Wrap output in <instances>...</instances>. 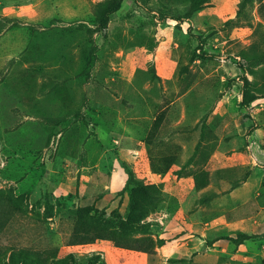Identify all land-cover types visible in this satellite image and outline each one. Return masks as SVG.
Instances as JSON below:
<instances>
[{
	"label": "rangeland",
	"instance_id": "rangeland-1",
	"mask_svg": "<svg viewBox=\"0 0 264 264\" xmlns=\"http://www.w3.org/2000/svg\"><path fill=\"white\" fill-rule=\"evenodd\" d=\"M105 249L264 264V0H0V264Z\"/></svg>",
	"mask_w": 264,
	"mask_h": 264
},
{
	"label": "crops",
	"instance_id": "crops-1",
	"mask_svg": "<svg viewBox=\"0 0 264 264\" xmlns=\"http://www.w3.org/2000/svg\"><path fill=\"white\" fill-rule=\"evenodd\" d=\"M160 54L157 53V57L159 56ZM169 77V76H167ZM182 121H164V123L168 126H177L179 123H181ZM194 124V126H197L198 127L195 129V132L197 134H199V130H200V125L203 121H190ZM200 122V123H199ZM199 123V124H198ZM178 132H174L171 134V136L168 137V139L174 137L172 135L175 134V136L177 135ZM195 133L194 135V138H195V141H194V144H196L198 141H199V137L201 136H197ZM191 137V136H190ZM190 137L188 136H182V137H177L176 140L182 142V141H189ZM176 171V170H175ZM176 173V172H175ZM170 185L172 186L171 187V194L172 196L174 197V200H175V206L177 207L176 209V213L175 215L178 216V220H183V221H189V220H198V221H207V217H204L203 219V213H202V210H203V204L200 202L198 203V207L193 211L191 210L190 208L188 209V206L190 205V200H189V197L187 194H181L180 192H178V190H176V188L179 186V185H184L186 183H189L188 182V178L187 177H178L177 174H175V176H170ZM239 188L236 187L234 190H237ZM200 212V213H199ZM206 216V215H205ZM177 219V218H176ZM191 235H194V234H191ZM204 240L201 239L200 242H203ZM110 247H107L106 249H108ZM176 251L178 250L179 247H176ZM106 249L103 251V255L104 257L106 258V261H107V264H110V262L107 260V257L108 255L106 254Z\"/></svg>",
	"mask_w": 264,
	"mask_h": 264
}]
</instances>
